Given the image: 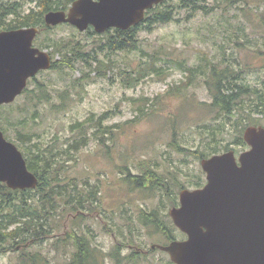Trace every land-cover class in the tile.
<instances>
[{
    "label": "rangeland",
    "instance_id": "1",
    "mask_svg": "<svg viewBox=\"0 0 264 264\" xmlns=\"http://www.w3.org/2000/svg\"><path fill=\"white\" fill-rule=\"evenodd\" d=\"M11 1L25 10L35 4V0ZM178 1L167 0L171 19L140 27L130 36L135 47L127 50L110 49L112 28L97 33L92 27L79 31L70 24H58L41 30L34 46L48 52L52 61L63 59L64 52H56L53 46L59 41L70 43L80 56L62 68L39 71L26 86L33 92H23L14 100L13 122L0 115L6 139L21 152L36 143L46 153H59L78 136L71 125L82 123L83 146L72 150L74 157L63 155L67 174L78 178L79 188L94 196L97 206L81 222L80 232L104 253L119 241L128 242L126 247L120 244L122 255L130 250L146 253L128 264L174 263L167 253L151 248L152 244L165 245L166 240L151 235L137 219L141 210L159 207L163 214L170 207L162 205L165 199L157 190L133 188L123 182L125 173L138 174L143 164L160 176L176 179L175 183L189 185L197 175L205 181L201 159L181 153L176 145L205 151L204 146L213 141L222 152L233 149L236 156L248 148L233 143L237 115L228 120L208 110L211 96L203 78L210 66L240 71L247 83L264 88V0H198L202 8L192 12L178 8ZM151 59L165 69L162 74L146 70ZM174 61L197 69V76L190 77ZM132 75L139 78L136 83H132ZM37 85H43L48 101L34 105L29 97L38 93ZM23 117L27 119L25 129L17 122ZM255 117L264 125V116ZM19 131L29 133V140L20 141ZM225 145L229 148L223 151ZM173 190L179 199L176 186ZM70 218H64L65 227L57 234L71 229ZM25 245L28 252H41L49 264H61L66 258L63 251L50 248L47 240ZM0 264L22 262L17 252L8 250L0 253ZM105 264L114 263L106 258Z\"/></svg>",
    "mask_w": 264,
    "mask_h": 264
},
{
    "label": "trees",
    "instance_id": "2",
    "mask_svg": "<svg viewBox=\"0 0 264 264\" xmlns=\"http://www.w3.org/2000/svg\"><path fill=\"white\" fill-rule=\"evenodd\" d=\"M72 1L74 0H35V4L25 10L16 1L0 0V31L22 27H37L39 31L50 28L51 26L45 24V13L50 10L66 11ZM166 1L146 10L144 19L137 25L126 30L112 28L114 34H110V38H108L110 49L117 51L133 48L135 44L130 36L136 30L142 26L150 28L153 24L169 21L173 13L172 8L165 6ZM197 2L198 0H179L177 6L178 8H187L189 12H192L202 8L201 5H197ZM89 33L91 32L89 31ZM53 46L56 52H64L62 61H52L51 66L54 68H62L71 59L80 56L79 51L73 50L70 43L66 41H59ZM69 54L74 57L68 56ZM153 61L154 59H151L146 65V70L150 73L162 74L165 69ZM174 63L182 69L185 68L177 61ZM185 69L190 72V77L197 76V69ZM200 74L204 75L203 72H198L199 76ZM33 79L34 77L28 82ZM138 80V77L132 75V83H136ZM203 84L211 96V102L207 105L208 110L222 114L228 117V120L237 115V119L234 121V130L237 134L234 136L233 143L247 146L243 140L244 130L248 126L261 125V118L255 117V114L264 116V88L247 83L240 71L231 70L228 67L219 68L215 65L210 66L209 73L203 78ZM36 89L38 93L29 97V100L33 101L34 105L37 102L41 104L43 100L44 103L47 102L43 85H37ZM27 91L30 90L25 87L23 92ZM13 102L0 105V115H6L4 120L9 123L13 122L10 118L15 113ZM1 121L0 117V129L6 137V129ZM17 122L21 129L26 128L27 119L25 117L18 119ZM222 125H225V122ZM261 126L264 127V125ZM70 128L73 132H77L78 136L73 138L69 147L59 153H53L54 151L51 150L46 153L36 143L31 145L32 148L27 146L24 148L25 152H21L27 168L38 178L35 188L10 189L0 182V253L8 250L17 252L22 264H49L48 258L41 252L31 253L24 247L26 243L42 244L47 240L50 248L56 252L63 251L65 253L66 258L61 264H105L106 258H110L114 264H121L122 261L126 264L136 263L141 256L145 257L146 253L130 250L129 253L122 255V247H126L128 242L121 243L119 241L109 253H104L102 248L92 245L86 233L80 232L81 222L88 214L95 212L92 208H97V206L93 205L94 196H87L82 191L83 189L79 188L78 178L67 174L68 166L66 160H63V155L68 158L74 157L72 150L78 151L86 138L85 133H82L81 122H76ZM18 133L17 138L20 141L29 140V133L21 134L20 131ZM208 144L204 146L205 151L185 149L180 145H176L175 149L199 159L222 152L219 145L213 144V141ZM224 147L223 151L229 148L228 145ZM139 170L138 174L133 175L127 171L123 176V182L133 188L157 190L165 199L162 205L165 203L169 207L179 204L173 190L174 186L179 193L180 190L188 188V186L191 189L198 188L205 183L200 175H197L195 181L185 185L182 182L175 183L176 179L172 180L165 174L160 176L151 167L143 164L139 165ZM159 209L158 207L150 211L141 210L137 217L139 223L148 228L151 235L158 234L163 237L166 240L165 244L174 239L185 238V234L174 226L168 213L161 214ZM69 217H71V229L64 230L63 234H57L56 232L60 228L65 227L64 218L68 219Z\"/></svg>",
    "mask_w": 264,
    "mask_h": 264
},
{
    "label": "water",
    "instance_id": "3",
    "mask_svg": "<svg viewBox=\"0 0 264 264\" xmlns=\"http://www.w3.org/2000/svg\"><path fill=\"white\" fill-rule=\"evenodd\" d=\"M164 0H74L65 10H50L48 26L66 23L79 31L126 30L145 11ZM37 27L0 31V105L13 102L28 79L51 66L50 55L32 46ZM249 146L236 157L232 149L200 160L205 183L179 191L168 209L184 239L152 244L174 264H264V127L248 126ZM0 182L10 189H33L38 178L17 146L0 129Z\"/></svg>",
    "mask_w": 264,
    "mask_h": 264
},
{
    "label": "flooded vegetation",
    "instance_id": "4",
    "mask_svg": "<svg viewBox=\"0 0 264 264\" xmlns=\"http://www.w3.org/2000/svg\"><path fill=\"white\" fill-rule=\"evenodd\" d=\"M47 26H48V25H47ZM37 29H38V28H37ZM39 32H40V31H39V29H38L37 34H38ZM37 34H36V35H37ZM35 37H36V36H35ZM35 37H34V39H35ZM34 39H33V42H34ZM33 42H32V46L35 47V48H38V47L34 46V43H33ZM38 49H40V48H38ZM40 50H41V49H40ZM47 53H48V52H47ZM48 54H49V53H48ZM49 55H50V54H49ZM50 57H51V56H50ZM40 71H41V70H40ZM247 147H248V146H247ZM248 148H249V147H248ZM248 148H247V149H248ZM245 150H246V149H245ZM243 151H244V150H243ZM243 151H242V152H243ZM240 153H241V152H240ZM236 157H238V156H236ZM183 239H184V238H183Z\"/></svg>",
    "mask_w": 264,
    "mask_h": 264
}]
</instances>
